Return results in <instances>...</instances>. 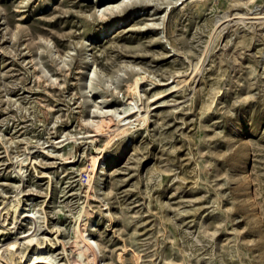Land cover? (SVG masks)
<instances>
[{
  "label": "rangeland",
  "instance_id": "374dc122",
  "mask_svg": "<svg viewBox=\"0 0 264 264\" xmlns=\"http://www.w3.org/2000/svg\"><path fill=\"white\" fill-rule=\"evenodd\" d=\"M114 1L0 0V264L29 250V236L56 264H75L83 206L103 264H264V0H130L99 17ZM87 47L111 77L96 78L93 93ZM135 74L142 109L119 121L130 132L106 150L127 138L124 153L108 156L87 198L85 155L107 135L91 142L82 119L100 93L99 107L122 112ZM168 82L175 89L149 112L152 89ZM16 200L27 215L14 217Z\"/></svg>",
  "mask_w": 264,
  "mask_h": 264
},
{
  "label": "bare ground",
  "instance_id": "6f19581e",
  "mask_svg": "<svg viewBox=\"0 0 264 264\" xmlns=\"http://www.w3.org/2000/svg\"><path fill=\"white\" fill-rule=\"evenodd\" d=\"M128 1L130 0H119V1H114L106 6H101L98 7L97 13L98 16L101 18H107V13H114V11H118L121 7H123ZM250 1L246 0L245 2ZM142 9L141 8H131L130 12L128 15L134 16L140 13ZM127 16V15H126ZM126 16L117 18L108 24L102 26V28L98 31L100 36H104L105 34H108L109 31L113 32L116 29V26H119L120 24L124 23V19ZM242 16V15H240ZM227 17V14L224 12L222 15L217 19L223 20ZM102 33V35H101ZM244 42H246V39H243ZM87 45V44H86ZM82 62L85 63V65L89 66L87 69V74H86V83L84 88L87 89L89 93H93L95 86L93 85L92 82L96 80V78H99V76L106 77V84L108 83L109 80H111V77L106 75L104 72H101L100 75L97 72L96 65L94 64L92 58H91V52L90 48L87 47L85 51L82 53ZM53 55L57 56L58 59H66L67 56L70 55V53H67L64 56H60L56 51H53ZM131 67V65H129ZM133 67H137L134 66ZM140 69V67H137ZM142 81V76L140 74H135L133 76V80L128 82L129 86L133 89V95L129 98L126 97V100L124 103H122L120 106L123 108L122 112H118L112 108H106L102 109L98 105L102 103V99L105 98L104 94L100 93L98 95L99 98H101L98 101H94L93 109L91 110L92 114L88 119H82V121L86 124H88L91 128L93 133L89 134V140L91 142L95 141V136L99 134H106V141L103 147H97V152L96 153H89L85 155L86 157V164L87 167L85 168V173H84V178L87 184V198L90 197H95L96 194L90 193L91 190H93V180L96 177V175H99L100 178L102 179V175L105 173V170L108 166V156L110 157L111 160H114L115 157L120 156L122 153H124V150L126 148V144L128 142V139L122 140V142L118 145L115 151V155L109 154V151L106 150L107 145L110 143L112 138L116 135L120 134H128L130 132V129L132 125H126L123 128H120L119 126V121H126L129 117V113H131L130 110H135V114L140 112L142 109V103H141V95H140V82ZM175 85L170 84V82L161 84L159 87H154L151 91V101L148 104L149 107V112L154 108L155 103L157 100H155L157 97L163 95L167 91H173L175 89ZM116 90V88H115ZM124 100V97H122ZM155 100V101H154ZM95 113V114H94ZM142 115V114H141ZM120 117V119H118ZM140 120V119H138ZM149 120L148 115L143 117L140 121H142V124H145ZM129 123V121L127 122ZM113 126H116L115 130H111ZM240 126H235L231 129V133L227 138H231L233 135H239L243 129ZM87 139V138H86ZM60 145V144H59ZM68 162L67 163H72L73 161L71 160V157H68ZM25 160H21L18 165H17V171L16 173L19 175V172H22V169L24 167L23 162ZM16 170V169H15ZM241 172H245V166L243 165L241 167ZM239 171V172H240ZM101 173V174H99ZM102 181V180H101ZM248 181V180H247ZM246 199L250 201L251 197L248 195L246 196ZM252 204V202L250 201ZM12 207L14 209V217H18L21 214L22 215H27L25 214V209L24 207H21L19 205V201L16 200L12 203ZM91 213V210L89 208H86L83 206V210H79L77 214L74 216V224L72 226V232H73V237H72V248L74 251V255L72 256V263L75 264H103L102 261L98 260L97 256V250H98V245L97 243L92 239L90 233L86 229V222H81L80 218L85 215L88 216ZM110 215V222L114 223L115 217L112 215V213H109ZM38 219H40V216H37ZM41 228V226H40ZM33 237H27L26 238V246L29 248V250L23 252L21 256L11 258V263L10 264H40V263H45V264H56L55 263V258L53 255L45 252L44 247L42 243L36 242V246H31L33 244ZM14 246V244L12 245ZM11 257V256H10Z\"/></svg>",
  "mask_w": 264,
  "mask_h": 264
}]
</instances>
